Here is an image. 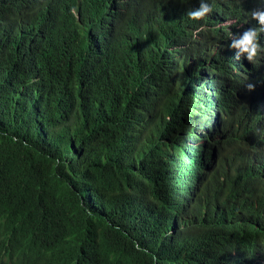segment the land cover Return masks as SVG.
<instances>
[{
  "label": "trees",
  "instance_id": "obj_1",
  "mask_svg": "<svg viewBox=\"0 0 264 264\" xmlns=\"http://www.w3.org/2000/svg\"><path fill=\"white\" fill-rule=\"evenodd\" d=\"M206 2L0 0V264H264V0Z\"/></svg>",
  "mask_w": 264,
  "mask_h": 264
},
{
  "label": "clouds",
  "instance_id": "obj_2",
  "mask_svg": "<svg viewBox=\"0 0 264 264\" xmlns=\"http://www.w3.org/2000/svg\"><path fill=\"white\" fill-rule=\"evenodd\" d=\"M72 13L75 15L76 10L72 9ZM212 8L211 6L206 2V0H199V7L194 10H189L186 15L191 20H201L205 16H207L209 13H211ZM251 17L253 20H255L259 27L260 32H264V11L261 10H254L251 12ZM224 27H229V23H225L223 25ZM203 26H201L200 29L197 31H202ZM230 36H232L231 33H229ZM258 31L257 29H248L245 32H243L240 36H232V41L230 44V48L236 50V56L235 59L239 60L241 56L245 57L248 62H253L258 54L261 51H264V49L261 48L260 44L258 43ZM248 90H253V85H248Z\"/></svg>",
  "mask_w": 264,
  "mask_h": 264
},
{
  "label": "rangeland",
  "instance_id": "obj_3",
  "mask_svg": "<svg viewBox=\"0 0 264 264\" xmlns=\"http://www.w3.org/2000/svg\"><path fill=\"white\" fill-rule=\"evenodd\" d=\"M196 133H198V134L201 133V130L197 131ZM196 143L199 144L200 142L199 141L198 142L196 141Z\"/></svg>",
  "mask_w": 264,
  "mask_h": 264
}]
</instances>
